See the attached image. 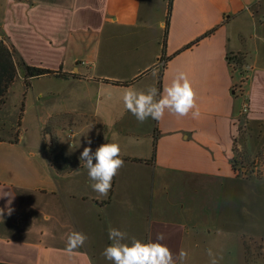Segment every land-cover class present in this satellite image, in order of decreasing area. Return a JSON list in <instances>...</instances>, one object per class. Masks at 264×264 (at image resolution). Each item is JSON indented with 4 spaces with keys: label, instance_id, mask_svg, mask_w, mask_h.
Listing matches in <instances>:
<instances>
[{
    "label": "crops",
    "instance_id": "obj_1",
    "mask_svg": "<svg viewBox=\"0 0 264 264\" xmlns=\"http://www.w3.org/2000/svg\"><path fill=\"white\" fill-rule=\"evenodd\" d=\"M169 3L0 0L5 43L30 66L75 76L36 78L68 85L69 100L82 104L71 124L95 128L103 142L117 126L109 112L123 113L129 120L120 134L136 141L130 154L121 152L108 196L97 199L82 164L57 171L22 129L18 143L0 138V264H111L102 255L109 227L143 241L163 233L159 242L177 264L181 249L185 264H205L209 248L200 244L217 237L232 242L233 264H250L256 246L264 264V0H173L164 57ZM181 71L200 118L166 112L145 132L146 121L124 110L123 91H162ZM24 76L19 70L26 85ZM93 99L94 115L86 107ZM83 148L65 152L79 159ZM237 150L253 163L251 178ZM73 231L88 240L69 254Z\"/></svg>",
    "mask_w": 264,
    "mask_h": 264
},
{
    "label": "rangeland",
    "instance_id": "obj_2",
    "mask_svg": "<svg viewBox=\"0 0 264 264\" xmlns=\"http://www.w3.org/2000/svg\"><path fill=\"white\" fill-rule=\"evenodd\" d=\"M0 37L3 39L1 35ZM62 80L66 79L62 78ZM62 80L41 78L31 81L30 87H27L24 81L18 77L9 91L6 103H0V138H19L22 129V134L26 138V141H29V143L38 149L44 150L45 146L47 150L54 148L58 153H63L70 161V165L66 167V173L75 172L80 169L82 162L80 159L68 157L69 154L65 150L68 152L79 151L83 143L84 147L89 146L87 143L89 139L92 141L90 147L94 151L96 146L103 143L117 142L121 146V152L130 154L131 146L136 142L135 138L130 135L123 136L120 134V131H122L120 126L127 123L129 116L123 113L115 114L109 112L117 126L110 129L105 136L106 139L102 142L100 134L95 128L85 126L78 128L71 124L74 116L72 109L81 108L82 104L80 105L76 100H73V102L69 100L68 94L70 90L68 85L63 83ZM95 103V99H93V101L88 100L86 104V107L88 106L87 109L93 111V115L95 114ZM245 106L248 108L246 102L244 103ZM247 112L244 114H247ZM57 113L60 115H57ZM95 119L94 116L91 119V122L94 124ZM154 121L151 118L146 120L147 126L144 128L145 132H148ZM70 133L74 134L72 145H70V139L68 138ZM47 160L50 163V160ZM236 160L241 170H245L242 175L251 178L253 163L248 159H242V153L238 150L236 152ZM200 246V251H207L209 248L215 253L220 254L215 255L218 264H233V261L234 263L238 262L239 258L233 253L235 249L232 242L217 237L206 240ZM255 250L254 252L250 250L248 253L250 264H257L258 259H260V251L257 246ZM204 262L205 264H210L211 258L206 257Z\"/></svg>",
    "mask_w": 264,
    "mask_h": 264
},
{
    "label": "clouds",
    "instance_id": "obj_3",
    "mask_svg": "<svg viewBox=\"0 0 264 264\" xmlns=\"http://www.w3.org/2000/svg\"><path fill=\"white\" fill-rule=\"evenodd\" d=\"M121 99L124 110L131 113L140 123L149 118L160 121L166 112L177 117H185L191 113L193 119H199L201 116L196 103V93L187 74L182 71L178 72L162 91L155 86L146 90L130 86L123 91ZM87 143L89 146L83 148L79 159L87 170L91 189L98 194L97 199L106 198L114 177L124 165L121 146L117 142H107L93 151L90 147L92 141L89 139ZM6 207L11 215L13 209ZM3 214L4 209H0V217ZM108 239L111 243L104 248L102 255L111 264H177L171 250L159 242L164 239L163 233H159L155 241H143L129 237L120 229L109 227ZM87 240L86 234L73 231L67 236L65 251L70 254L82 247ZM208 255L211 258L210 264H218L211 249L208 250ZM187 256L188 253L181 249L178 254L180 264H185Z\"/></svg>",
    "mask_w": 264,
    "mask_h": 264
},
{
    "label": "trees",
    "instance_id": "obj_4",
    "mask_svg": "<svg viewBox=\"0 0 264 264\" xmlns=\"http://www.w3.org/2000/svg\"><path fill=\"white\" fill-rule=\"evenodd\" d=\"M173 7V0H170L169 3V13L167 18V26H166V35L163 42V55L166 57V38L168 34L169 24H170V16ZM213 32H210L208 35H211ZM200 40L195 42L189 47L197 44ZM187 47V49L189 48ZM163 57V62L167 63L168 58ZM19 70H22L25 74V81L26 86L30 87L31 80L40 78L43 76H55L58 78L68 79L70 77H75L74 75L70 74H63L60 72H54L51 70L38 68L34 66L28 65L16 52L14 47L7 45L4 41L0 42V103L5 104L6 98L9 94L10 89L12 88L13 84L16 82L17 78L19 77ZM161 91V86L159 88ZM18 138L15 137L11 142L18 143ZM156 147V142H155ZM45 153L47 159L50 160V164L53 165L57 171L59 172H66L67 165H70L69 159L63 154L58 153L54 148L51 150L45 149ZM155 155V154H154ZM66 164V165H65Z\"/></svg>",
    "mask_w": 264,
    "mask_h": 264
},
{
    "label": "built area",
    "instance_id": "obj_5",
    "mask_svg": "<svg viewBox=\"0 0 264 264\" xmlns=\"http://www.w3.org/2000/svg\"><path fill=\"white\" fill-rule=\"evenodd\" d=\"M4 41L1 37H0V42ZM5 42V41H4ZM248 111V108L247 106L244 107V113H246ZM68 138L70 139V145L73 144V140H74V134L73 133H70L68 135Z\"/></svg>",
    "mask_w": 264,
    "mask_h": 264
}]
</instances>
